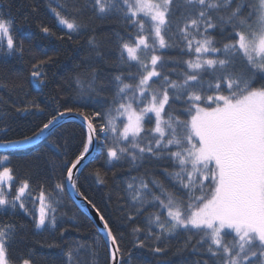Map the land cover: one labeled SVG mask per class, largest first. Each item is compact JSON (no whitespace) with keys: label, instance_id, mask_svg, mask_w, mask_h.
Instances as JSON below:
<instances>
[{"label":"snow or ice","instance_id":"6c2138e0","mask_svg":"<svg viewBox=\"0 0 264 264\" xmlns=\"http://www.w3.org/2000/svg\"><path fill=\"white\" fill-rule=\"evenodd\" d=\"M48 7L69 39L87 29L85 17L121 21L116 71L100 72L99 63L108 58L92 36L81 62L90 76H77L79 100L63 104L22 140L8 139V127L0 124V148L6 150L48 139L70 113L87 126L82 150L38 197L30 181L18 176L11 154L0 155V211L30 215L26 201L39 200L34 227L54 230L57 205L70 187L95 210L110 264H145L122 247L123 235L79 190L78 166L94 148L110 163L137 168L165 161L171 167L161 166L160 175L132 177L127 184L126 207L119 211L130 222L132 248L167 254V244L183 237L178 251L191 248L202 257L193 264H264V0H70L59 9ZM40 30L54 35L43 23ZM25 54L13 21L0 15V72L6 77L0 87L48 83L45 66L56 63L53 57L33 56L25 77L8 59ZM89 103L90 113L83 110ZM32 109L44 111L34 102L16 107ZM15 230L0 225V264H34L31 256L12 257ZM84 247L77 242L67 249L65 264H83ZM88 248L95 254V241Z\"/></svg>","mask_w":264,"mask_h":264},{"label":"trees","instance_id":"16d2710c","mask_svg":"<svg viewBox=\"0 0 264 264\" xmlns=\"http://www.w3.org/2000/svg\"><path fill=\"white\" fill-rule=\"evenodd\" d=\"M68 3L70 0H0V15L13 21L15 35L26 49L23 60L8 58L15 68L22 70L25 77H28V61L33 56L46 53L56 61L45 66L48 76L46 85L26 84L23 89L13 88L11 85L0 87V124L8 127V139L22 140L32 136L54 113L63 110V104L67 102L71 106L72 101L80 99L77 76L82 80H87L90 76L81 62L89 55L88 40L92 36L96 37L100 51L108 58L99 63L100 72L107 74L116 71L114 65L119 55L117 33H124L122 22L116 19L89 20L85 17L87 29L83 30V34H73V38L69 39L64 35L66 29L59 26L48 7L51 4L59 9L61 5ZM42 23L50 27L54 35L46 36L40 30ZM3 79L6 77L0 72V80ZM57 93L60 95L57 96ZM31 102L39 104L44 111H16L17 106L22 108L25 103ZM83 110L90 113L93 105L89 103ZM86 134L87 129L80 122L68 121L38 145L15 151H0V155L11 154L18 176L30 181L32 194L38 197L42 186L46 192L54 187L57 178H60L61 168L82 150ZM53 145L58 147L53 148ZM161 166L171 167L167 162L159 160H153L139 168L127 161L110 163L103 150L96 149L93 157L77 174V183L79 190L104 211L113 228L118 230V235H123L122 247L132 250L133 256L140 258L145 264H182L184 260L193 264L202 257L191 248L178 251L182 247L183 237L167 244V254H154L148 248L133 249L130 222L119 211L121 207H126L124 197L127 196L126 187L130 179L150 178L151 173L160 175ZM97 173L104 183H98ZM67 192L69 195H62L57 205V228L54 230L35 229L32 217L39 215V200L26 201L30 215L22 210L8 213L0 211V225L16 226L11 244L14 259L31 256L34 264H65V251L79 242L85 245L80 251L83 264H110L109 251L104 246L101 229L81 205L73 204L74 198L68 188ZM150 214L151 210L145 216ZM138 223L143 227L146 223L144 217ZM93 241L97 249L95 254L88 248ZM50 244L53 246L50 247Z\"/></svg>","mask_w":264,"mask_h":264},{"label":"water","instance_id":"95a60500","mask_svg":"<svg viewBox=\"0 0 264 264\" xmlns=\"http://www.w3.org/2000/svg\"><path fill=\"white\" fill-rule=\"evenodd\" d=\"M68 121H77V122H80L86 129H87V126L86 124L84 123V121L82 120L81 117L77 116L75 113H70L68 114L67 116L61 118V121H60V125L55 127L52 132H54L57 128H59L61 125H63L64 123L68 122ZM43 140H45L43 137L41 138V140L37 143H34V144H23L21 145L20 147L18 148H15V149H2L0 148V151H15V150H21V149H27V148H31V147H34L36 145H38L39 143H41ZM95 151H96V148H94L91 152H90V155H88L85 159V161L82 162V165L81 166H78L79 167V171L83 168V166L93 157V155L95 154ZM79 173V172H78ZM69 192L70 194L72 195V197L74 198V200L79 204L81 205L88 213L89 215L94 219V221L96 222V224L98 225V227L101 229L104 237H105V233H104V230H103V227L102 225L100 224L99 222V219L98 217L95 216V210L94 209H91V205H86L85 203H81L80 202V198L76 195L75 192H73V190L69 187Z\"/></svg>","mask_w":264,"mask_h":264}]
</instances>
